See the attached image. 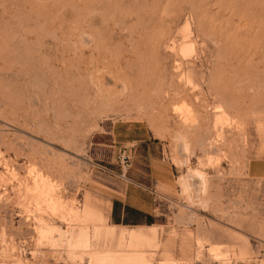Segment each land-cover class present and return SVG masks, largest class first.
<instances>
[{
    "label": "rangeland",
    "instance_id": "rangeland-1",
    "mask_svg": "<svg viewBox=\"0 0 264 264\" xmlns=\"http://www.w3.org/2000/svg\"><path fill=\"white\" fill-rule=\"evenodd\" d=\"M251 166L264 0H0V264H264ZM128 178L149 226L110 222Z\"/></svg>",
    "mask_w": 264,
    "mask_h": 264
},
{
    "label": "crops",
    "instance_id": "crops-1",
    "mask_svg": "<svg viewBox=\"0 0 264 264\" xmlns=\"http://www.w3.org/2000/svg\"><path fill=\"white\" fill-rule=\"evenodd\" d=\"M160 173L163 175L164 182L171 178L170 169L167 165L158 166ZM254 169V170H253ZM253 174L259 175L254 166H251ZM264 177V174L261 175ZM260 176V177H261ZM155 198L152 195L150 187L145 184L133 181H126L125 186L115 195L110 211L109 219L114 226H134L144 227L152 224L155 218Z\"/></svg>",
    "mask_w": 264,
    "mask_h": 264
},
{
    "label": "bare ground",
    "instance_id": "bare-ground-1",
    "mask_svg": "<svg viewBox=\"0 0 264 264\" xmlns=\"http://www.w3.org/2000/svg\"><path fill=\"white\" fill-rule=\"evenodd\" d=\"M184 49H183V51H186V52H190L191 50H192V46H190V45H186V46H184L183 47ZM140 236H144V235H142V234H136V233H131V235H130V237H131V239L133 240V238H137V237H140ZM139 240V239H138ZM126 254H128V253H126ZM142 254V253H141ZM111 255V254H110ZM129 256V255H128ZM128 256H126V258L128 257ZM140 256V255H139ZM109 257V256H108ZM107 257V260L109 261V262H111L110 264H125L124 263V256H123V258L124 259H122L121 257H114V256H111L110 258V260H109V258ZM100 259V258H99ZM130 259V260H129ZM129 259H127V261H129V262H131V261H133V259H136V260H134V262L133 263H136V264H143V262L141 261V260H143L144 258H143V256L142 257H137L136 255H133L132 256V258L130 257ZM107 260H106V264H109V263H107ZM123 260V262H121V261ZM144 260H146V259H144ZM126 261V260H125ZM104 263H105V259H104V261H103ZM102 262V263H103ZM99 263V262H98ZM132 263V262H131ZM132 263V264H133Z\"/></svg>",
    "mask_w": 264,
    "mask_h": 264
}]
</instances>
